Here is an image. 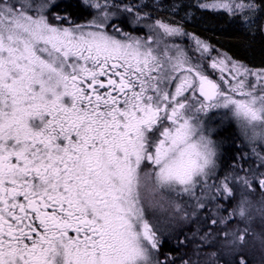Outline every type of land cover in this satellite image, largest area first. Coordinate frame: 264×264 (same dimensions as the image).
<instances>
[{
  "label": "snow or ice",
  "instance_id": "snow-or-ice-1",
  "mask_svg": "<svg viewBox=\"0 0 264 264\" xmlns=\"http://www.w3.org/2000/svg\"><path fill=\"white\" fill-rule=\"evenodd\" d=\"M75 8L0 0V264H176L177 221L198 225L180 264H251L249 236L264 264V67L184 44L160 4ZM189 9L264 32V0L166 11Z\"/></svg>",
  "mask_w": 264,
  "mask_h": 264
},
{
  "label": "trees",
  "instance_id": "trees-1",
  "mask_svg": "<svg viewBox=\"0 0 264 264\" xmlns=\"http://www.w3.org/2000/svg\"><path fill=\"white\" fill-rule=\"evenodd\" d=\"M142 2L150 6L160 4L158 12L154 15L161 19L178 22L188 34L201 38L202 41L209 43L219 51L225 52L232 59L251 68L264 67V32L260 31L258 27L253 26L250 28L240 21L229 20L225 16L212 14L211 12L197 11L193 13L189 9V14L185 15V12L180 10L175 13L166 11L174 3L189 4L194 0H146ZM65 3H71L73 10L77 11L79 15L87 16V12L83 9L78 10L75 8V0H68ZM147 11H151V7ZM260 23L261 21L258 20L257 25ZM231 148L236 150L233 146ZM230 158L231 155L227 150L225 160ZM233 223L231 222L232 225ZM181 241H184V245H188L184 238H181ZM222 242L224 244L226 240L222 238ZM175 248L176 243L173 242L172 237L171 240L170 238L166 239L162 251L167 255H172L176 252ZM219 248L220 246L216 241L211 246H205L207 253L218 251Z\"/></svg>",
  "mask_w": 264,
  "mask_h": 264
},
{
  "label": "rangeland",
  "instance_id": "rangeland-1",
  "mask_svg": "<svg viewBox=\"0 0 264 264\" xmlns=\"http://www.w3.org/2000/svg\"><path fill=\"white\" fill-rule=\"evenodd\" d=\"M65 1H67V0H65ZM143 1H145V0H143ZM194 38L195 37L193 35L189 34L188 36L183 38V43L191 46L192 44H194ZM220 53L224 54L223 52H220ZM253 69H256V68H253ZM235 133H236V130H235L234 126H226L225 130L223 132V137L225 139V147L229 151L230 155H232L235 152V150H233L231 148L232 147V140L236 139ZM238 144H239V142H238ZM227 162H228V160L226 159L225 163H227ZM256 198H258V197H256ZM161 218L163 219L164 216L162 215ZM233 222H234L233 225L230 223L228 226H225L226 229L233 228L238 223L237 221H233ZM197 226L198 225L196 223H183V222L177 221L176 223L172 224L171 228L169 229L168 233L166 234V238L167 237H173V242L176 243L175 254L174 253L172 255L169 254L170 258H174L176 260V264H180V258L181 257L187 258L188 255H191V252H192V233L196 230ZM239 227H241V228L244 227L243 223H239ZM253 227L255 228L257 233H259L261 231V229L259 227V221L258 220L256 222H254ZM202 230H206V229L203 228ZM181 238H184L185 242L188 245L181 244L180 243ZM222 238L225 239L222 235L217 236V238H216V242H218L219 246L223 243ZM178 240H179V242H178ZM248 240L252 244L256 245L254 248L249 247V249H248L249 255L251 258V264H260L262 254H261V250L259 248L258 237L249 236ZM178 243H179V245H178ZM203 251L205 253H207V251L205 250V246H204ZM165 254H167V253H165ZM205 258L206 257H202V259H205Z\"/></svg>",
  "mask_w": 264,
  "mask_h": 264
},
{
  "label": "bare ground",
  "instance_id": "bare-ground-1",
  "mask_svg": "<svg viewBox=\"0 0 264 264\" xmlns=\"http://www.w3.org/2000/svg\"><path fill=\"white\" fill-rule=\"evenodd\" d=\"M153 5V4H152ZM158 14V13H157ZM159 15V14H158ZM162 17V16H161ZM191 252V251H190Z\"/></svg>",
  "mask_w": 264,
  "mask_h": 264
},
{
  "label": "flooded vegetation",
  "instance_id": "flooded-vegetation-1",
  "mask_svg": "<svg viewBox=\"0 0 264 264\" xmlns=\"http://www.w3.org/2000/svg\"><path fill=\"white\" fill-rule=\"evenodd\" d=\"M196 38V37H195ZM237 144H238V142H237Z\"/></svg>",
  "mask_w": 264,
  "mask_h": 264
}]
</instances>
